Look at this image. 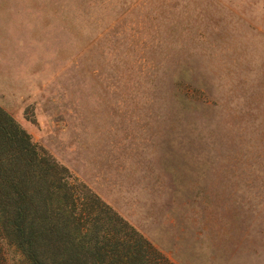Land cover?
Returning <instances> with one entry per match:
<instances>
[{
  "label": "rangeland",
  "instance_id": "1",
  "mask_svg": "<svg viewBox=\"0 0 264 264\" xmlns=\"http://www.w3.org/2000/svg\"><path fill=\"white\" fill-rule=\"evenodd\" d=\"M0 107L99 238L264 264V0H0Z\"/></svg>",
  "mask_w": 264,
  "mask_h": 264
},
{
  "label": "trees",
  "instance_id": "2",
  "mask_svg": "<svg viewBox=\"0 0 264 264\" xmlns=\"http://www.w3.org/2000/svg\"><path fill=\"white\" fill-rule=\"evenodd\" d=\"M71 177L0 107V264H157L160 253L142 236L105 242L84 227V196Z\"/></svg>",
  "mask_w": 264,
  "mask_h": 264
}]
</instances>
